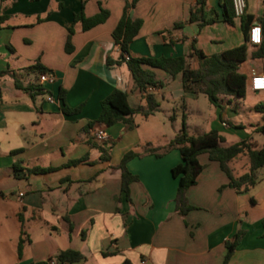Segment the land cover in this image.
Wrapping results in <instances>:
<instances>
[{
  "label": "crops",
  "instance_id": "0c3cea01",
  "mask_svg": "<svg viewBox=\"0 0 264 264\" xmlns=\"http://www.w3.org/2000/svg\"><path fill=\"white\" fill-rule=\"evenodd\" d=\"M83 4L87 16L97 14L102 5L109 18L89 30L75 24L69 52V27ZM125 4L126 0H0V12L9 15L0 29V69L8 71L0 79V264L48 261L65 249L85 256L72 264H121L125 259L132 264H223L226 241L239 230L244 235L228 264H264V167L250 190L238 192L229 186L219 163L201 154L205 167L187 191L195 208L186 215L179 214L175 204L178 178L172 168L182 162L178 149L161 157L131 159L127 168L138 176L130 184L131 201L122 191L118 165L123 155L142 150L146 143L166 145L182 124L177 112L170 119L173 105L187 108V99L199 96L184 90L181 72L173 77L151 68L162 82L154 94L166 120L157 119V111L147 118L134 114L132 124L88 127L98 119L102 100L116 88L128 93L131 106L145 103L146 95L127 62L107 64L108 57H121L112 33ZM196 4L197 0H140L130 15L143 24L130 52L177 57L190 55L196 47L206 55L218 54L242 44L264 10V0H246L245 14L229 22L225 0H205L203 10L192 14ZM256 48L248 47V58L240 67L248 83L253 69L264 73V58L252 57ZM37 64L53 73L55 81L41 83V71L33 68ZM221 104L214 105V113L223 129L229 130L226 121L231 115L232 132L243 130L248 136L241 139L264 144L255 134L259 126L247 116V109L256 104L237 108L229 97ZM65 106L80 110L67 113ZM142 120L150 124L147 132L140 131ZM96 128L107 130V142L94 139ZM97 144L106 149L108 160L101 158ZM14 150L18 151L13 154ZM79 159L83 161L73 163ZM14 164L55 170L19 177Z\"/></svg>",
  "mask_w": 264,
  "mask_h": 264
},
{
  "label": "trees",
  "instance_id": "16d2710c",
  "mask_svg": "<svg viewBox=\"0 0 264 264\" xmlns=\"http://www.w3.org/2000/svg\"><path fill=\"white\" fill-rule=\"evenodd\" d=\"M140 0H126L123 15L113 30V39L121 50V57L117 60L108 57L107 64L113 65L127 62L136 85L145 93L146 99L144 104L137 107L131 106L129 103V95L121 89H114L101 102V112L96 121H91L88 127L96 126H112L117 122L133 123V115L141 114L147 118L155 114L159 110V101L154 92H148L149 85L159 87L162 82L156 79L155 73L151 68H159L168 72L171 76L182 73V85L185 91L194 94H205L211 104L218 108L222 107L221 100L223 97L243 98L246 96L249 84L247 76L240 71L241 65L248 58V35L245 33V41L233 48L225 50L218 54L206 55L200 49L193 47V52L188 56L177 57H147L142 55H134L130 52V44L139 34L143 21L141 18H133L130 14ZM205 0H197L196 8L193 13L203 10ZM227 7L226 18L232 22L235 16L232 6V0H225ZM109 10L100 5V11L93 15L87 16L84 12V4L78 13L74 14L73 23L69 27V35L66 43L67 51H72L71 38L75 32L74 25L80 23L83 30H89L109 18ZM9 18L8 14L0 12V29ZM251 18L246 20L250 21ZM258 22L262 26V41L260 45L252 53L253 58H264V10L258 18ZM246 23L243 28L246 30ZM177 23L176 26H181ZM128 55L129 59H126ZM148 66L149 68H147ZM38 71L46 69L37 64L33 66ZM8 71L0 69V79L7 74ZM60 97L64 99V91H60ZM80 107L71 109L64 107L67 113H76ZM254 110L264 112V104L258 103L254 106ZM187 114L182 115V125L176 135L164 146H153L151 143L143 145L142 150H129L126 152L118 168L121 170V189L126 197L131 201L130 184L138 180V176L133 174L127 168V163L135 158L148 154L161 157L172 149H178L182 162L172 168V174L178 178V188L175 197L176 211L181 215H186L195 207L191 205L187 198L188 189L197 183L198 176L204 169V165L199 161L201 154H208L211 161L219 163L221 169L229 178V186L235 188L238 192H246L253 187L258 180V172L264 167V144L258 145L250 138L241 139L233 144L225 145L226 137L217 128L199 134H192L187 129ZM173 121L175 114L170 116ZM264 133V125L260 129ZM98 142V141H97ZM101 143V142H98ZM102 151L101 158L108 160L110 155L106 149L97 144ZM14 150L12 153H16ZM245 155L248 159V170L242 174H237L236 169L231 165L235 160ZM83 159L75 160L73 163L82 162ZM17 176H26L30 173H45L55 170L54 167H32L23 168L18 164L13 166ZM244 235L243 230L236 232L232 240L226 241L227 252L224 257L223 264H228L237 245L240 243ZM23 239L19 244V251L22 247ZM106 254V253H105ZM57 264L76 263L85 259L84 254L75 249L61 250L55 257ZM33 264H51L50 261H41ZM121 264H132L130 260L125 259Z\"/></svg>",
  "mask_w": 264,
  "mask_h": 264
},
{
  "label": "rangeland",
  "instance_id": "374dc122",
  "mask_svg": "<svg viewBox=\"0 0 264 264\" xmlns=\"http://www.w3.org/2000/svg\"><path fill=\"white\" fill-rule=\"evenodd\" d=\"M232 105L238 107H242V105L245 103L248 107L249 105L253 106L257 103H263L264 104V94H259L256 91H253L248 87L246 96L243 98H234L231 97ZM227 102V104H226ZM224 104L229 105L228 101H226ZM187 108L181 107L180 105L174 104L173 109L170 110V115L175 114L176 112L181 115V121H182V115L183 113L187 114L186 118V124L187 129L192 134H199L202 132L209 131L213 128H217L221 132L224 133L226 137L225 145L233 144L241 138L248 136L246 133H244L243 130H240L239 132H232L231 130L234 129L232 124H234V119L231 117V115L228 116V119L226 122L228 124V129H223L221 126V122L219 119L215 118V106L211 104L208 97L205 94H199L197 99H187ZM165 106V105H164ZM241 110V109H240ZM157 119L159 120H166L167 116L164 114L165 111L162 109L158 110ZM247 109V116L249 115L253 119V124L259 126L258 132H255L258 136L264 138V134L260 129L262 125H264V112L256 111L254 108L249 111ZM139 119L140 116H139ZM153 119V118H151ZM233 120V121H232ZM153 121V120H151ZM152 124V123H151ZM150 124L148 122H145L142 120L140 131L141 132H147L149 130ZM182 125V124H181ZM152 127V126H151ZM248 159L245 155L241 156L237 160L233 162V166L237 169L239 173H244L248 170Z\"/></svg>",
  "mask_w": 264,
  "mask_h": 264
},
{
  "label": "built area",
  "instance_id": "2783aa9c",
  "mask_svg": "<svg viewBox=\"0 0 264 264\" xmlns=\"http://www.w3.org/2000/svg\"><path fill=\"white\" fill-rule=\"evenodd\" d=\"M246 0H232L233 11L236 17H242L246 11ZM262 26L258 21H254L248 32V44L251 47H255L261 44L262 41ZM126 59H129L128 55H125ZM56 79L55 75L49 71H42L39 74V81L41 83H52ZM249 87L251 90L256 92L264 91V73L257 72L256 70L251 71ZM157 87L149 85L147 87L148 92H155ZM47 99L50 102L55 101V97L53 95H49ZM226 125V123H224ZM93 137L96 141L104 143L109 140V133L105 128H96L92 132ZM51 264H57L58 261L55 257L49 259ZM145 263V261H143ZM69 264V263H64Z\"/></svg>",
  "mask_w": 264,
  "mask_h": 264
},
{
  "label": "water",
  "instance_id": "95a60500",
  "mask_svg": "<svg viewBox=\"0 0 264 264\" xmlns=\"http://www.w3.org/2000/svg\"><path fill=\"white\" fill-rule=\"evenodd\" d=\"M131 15H133V11L131 12Z\"/></svg>",
  "mask_w": 264,
  "mask_h": 264
}]
</instances>
